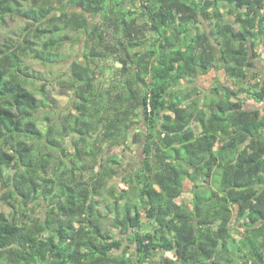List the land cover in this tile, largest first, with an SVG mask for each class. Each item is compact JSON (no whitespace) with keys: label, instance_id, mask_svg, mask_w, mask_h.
<instances>
[{"label":"trees","instance_id":"trees-1","mask_svg":"<svg viewBox=\"0 0 264 264\" xmlns=\"http://www.w3.org/2000/svg\"><path fill=\"white\" fill-rule=\"evenodd\" d=\"M7 19L0 264H264V0H0ZM70 44V110L41 128L27 59L56 67ZM214 70L233 88L201 85ZM132 146L125 172L108 151Z\"/></svg>","mask_w":264,"mask_h":264},{"label":"rangeland","instance_id":"rangeland-1","mask_svg":"<svg viewBox=\"0 0 264 264\" xmlns=\"http://www.w3.org/2000/svg\"><path fill=\"white\" fill-rule=\"evenodd\" d=\"M224 10V9H223ZM225 12V10H224ZM225 20L229 23L232 22V17L229 15H225ZM23 26V21L20 19H7L4 25H0V40H5L8 38H17L19 34V29ZM79 47V44H70L66 45L62 53L64 54L63 63L57 65L56 67H43L38 62L27 59L28 64H30V70L35 72L37 78H35L29 88L36 93V96L40 99L41 97L37 94V90L42 84H46L47 98L48 102L46 106H42L40 111L36 115V119L38 120L40 127L46 125L43 119L46 117L50 119V121H60V119L64 118V116L69 112V92L61 87L58 84V81L61 79H65L66 76L62 75L66 70L65 62L69 61L71 57L75 58L76 50ZM260 49L261 61H257V70L261 74L264 79V51ZM72 58V59H73ZM62 75V76H61ZM61 76V77H60ZM201 85H205L207 87L218 86L219 84L222 87L233 88V84L230 80L223 77L219 70H214L209 72L207 75L202 76ZM58 80V81H57ZM187 85V84H186ZM242 98H244L242 96ZM261 104L255 103L253 100L245 99L244 109H255L261 108ZM68 141V140H67ZM138 149L136 146H132L130 150L125 149V151L119 148H111L108 151V155H117L122 160V168L126 172L130 169V166H133L137 160ZM57 155V154H56ZM60 158H63L61 154H58ZM123 173V172H122ZM120 181V178H115L113 181L108 183V187L110 185H115ZM184 193L180 198V202L184 201L187 204H191L192 194L190 192V184L184 188ZM108 194L103 192L102 195L98 196L96 199L99 202V212L107 209L108 204L110 203ZM0 212H4L6 214L9 213V209L3 204L0 203ZM102 225L103 229L112 232L113 234H117V231L112 227L109 218L105 213L102 212ZM232 231H235L232 229ZM236 232V231H235ZM237 233V232H236ZM118 235V234H117ZM236 239H238L237 235H233ZM229 245V244H227Z\"/></svg>","mask_w":264,"mask_h":264}]
</instances>
